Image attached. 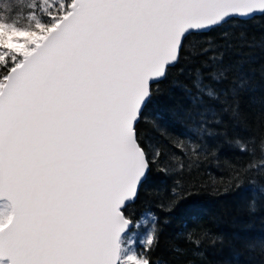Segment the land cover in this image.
<instances>
[{
    "label": "snow or ice",
    "instance_id": "obj_1",
    "mask_svg": "<svg viewBox=\"0 0 264 264\" xmlns=\"http://www.w3.org/2000/svg\"><path fill=\"white\" fill-rule=\"evenodd\" d=\"M256 13L264 0H12L0 12V264H153L155 226L139 249L125 236L152 164L179 159L142 146L152 86L190 36ZM222 79L198 74L193 99H219ZM171 143L189 159L214 154Z\"/></svg>",
    "mask_w": 264,
    "mask_h": 264
},
{
    "label": "trees",
    "instance_id": "obj_2",
    "mask_svg": "<svg viewBox=\"0 0 264 264\" xmlns=\"http://www.w3.org/2000/svg\"><path fill=\"white\" fill-rule=\"evenodd\" d=\"M11 2L0 0V12ZM218 69L223 79L212 83L219 99L194 100L195 77L207 81ZM152 87L153 101L137 124L142 146H163L179 159L168 162V172L158 168L163 152L152 164L125 208L133 221L125 236L133 233L139 249L155 226L153 264H264V14L193 34ZM233 137L244 151L227 142ZM189 139L214 154L189 159L171 143Z\"/></svg>",
    "mask_w": 264,
    "mask_h": 264
},
{
    "label": "water",
    "instance_id": "obj_3",
    "mask_svg": "<svg viewBox=\"0 0 264 264\" xmlns=\"http://www.w3.org/2000/svg\"><path fill=\"white\" fill-rule=\"evenodd\" d=\"M258 15H261V13H256V14H254V15H252V16H250V17H247V18H240V17H237V18H239V19H251V18H253V17H255V16H258ZM137 198V197H136ZM136 200V199H135ZM135 200L133 201V202H135ZM133 202H130V203H133ZM129 204V203H128ZM127 204V205H128ZM133 228V226L130 228V230ZM129 230V231H130Z\"/></svg>",
    "mask_w": 264,
    "mask_h": 264
},
{
    "label": "rangeland",
    "instance_id": "obj_4",
    "mask_svg": "<svg viewBox=\"0 0 264 264\" xmlns=\"http://www.w3.org/2000/svg\"><path fill=\"white\" fill-rule=\"evenodd\" d=\"M128 232H129V231H128ZM125 234H126V233H125ZM126 238L134 239V234H133V233L127 234V235H126Z\"/></svg>",
    "mask_w": 264,
    "mask_h": 264
}]
</instances>
